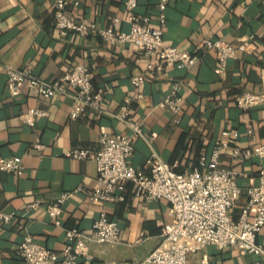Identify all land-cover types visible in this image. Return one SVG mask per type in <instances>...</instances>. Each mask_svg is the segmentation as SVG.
I'll list each match as a JSON object with an SVG mask.
<instances>
[{"label": "crops", "instance_id": "obj_1", "mask_svg": "<svg viewBox=\"0 0 264 264\" xmlns=\"http://www.w3.org/2000/svg\"><path fill=\"white\" fill-rule=\"evenodd\" d=\"M159 2L138 0L134 12L158 27ZM67 13L98 29L108 27L113 18L120 19L121 31L129 28L124 0H69ZM164 13L165 45L192 53L202 40H219L233 45L235 56L221 69L217 50L211 48L190 68L165 67L149 76L147 63L155 55H146L132 43L111 44L95 31L59 33L53 0H0V157L22 156L24 164L18 176L0 172V211L14 215L9 223L0 221V264H25L15 249L26 234L60 251L66 241L64 228L89 233L101 213L117 222L121 240L114 245L89 242V257L76 264L139 263L162 244V224L170 219L167 200L134 196L130 182H124V201L96 205L89 201L86 193L97 185L95 162L70 159L66 151L85 148L95 154L102 133L128 135L129 130L113 116L98 117L88 110L71 120L73 100L67 95L41 98L26 85L20 93L11 94L6 85L8 67L30 66L37 77L52 81L82 63L90 71L92 89L102 91V109L110 113L118 112L125 97L140 94L133 102L134 118L143 121L142 132L151 142L132 139L133 154L128 159L132 166L145 167L153 150L181 172L196 167L200 155L209 157L215 142L226 143L217 164L236 172L239 192L229 214L239 218L247 202L246 189L257 185L264 171V158L241 162L232 158L235 148L264 145V103L245 111L235 104L237 95L246 90L264 92V4L259 0H167ZM138 77L142 81L135 83ZM178 82L183 105L175 124L174 115L159 103ZM30 108L43 113L34 125L21 118ZM79 187L84 191L74 192ZM65 191L72 193L62 203L56 226L47 206ZM256 241L264 247V227ZM203 258L214 264L260 260L254 253L206 245L188 251L185 264H201Z\"/></svg>", "mask_w": 264, "mask_h": 264}, {"label": "built area", "instance_id": "obj_2", "mask_svg": "<svg viewBox=\"0 0 264 264\" xmlns=\"http://www.w3.org/2000/svg\"><path fill=\"white\" fill-rule=\"evenodd\" d=\"M167 0L159 2L158 27L149 24L147 16L140 17L134 12L138 0H124L125 19L129 23L127 31L119 28L120 19L113 18L108 27L98 29L91 23L79 22L75 15L67 13L69 0H53L54 26L62 35L98 32L102 39L111 44L132 43L146 55H155L148 61L149 76L160 74L165 67L190 68L199 56L215 48L219 68H225L227 60L235 56V48L229 43L219 40H202L195 45L192 53L167 46L163 39V25L166 20L164 13ZM264 4V0H259ZM6 85L11 94H18L22 86L35 90L41 98L50 99L67 95L73 100L69 117L77 120L85 111L95 116L107 115L115 117L130 133H102L99 137L98 151L93 154L85 148L68 149L65 153L70 159L92 158L97 167L96 187L87 192L86 196L93 204L124 201V182L133 184V194L145 200H167L170 219L162 224L163 242L153 249L139 263L124 262L123 264H185L188 251L198 250L206 245L218 249H236L241 254L254 253L260 257L256 264H264V247L257 243L256 237L264 227V171H260L258 184L246 189L247 202L241 209L240 216L234 220L229 211L235 205L239 187L235 180L236 172L218 167V158L226 146L224 142H215L209 157L200 155L197 166L177 172L174 165H169L152 150L146 160L145 167L138 168L128 164L133 154L132 139L140 137L150 145V138L142 132L143 121L134 118L133 102L140 99V94L124 98L118 112H107L102 109V91H94L90 83V71L82 63H76L59 79L48 81L37 77L32 67L6 69ZM138 77L135 83H140ZM179 82L174 83L169 92L162 97L160 107L166 108L173 115V122L178 124L182 111L183 97L178 94ZM264 92L244 91L235 98L236 106L246 109L263 105ZM43 113L30 108L21 115L24 122L34 125L37 117ZM251 134L252 130L248 129ZM39 147V145H35ZM250 157L264 158V145L240 150L235 148L232 158L241 162ZM22 156L12 155L0 157V172L18 176L24 170ZM84 191L79 187L76 191ZM72 192L65 191L47 206V214L56 226L60 225L59 216L65 198ZM39 203H33L30 208ZM13 213L0 211V221L9 223ZM65 244L56 252L37 243L30 234L24 235L17 245L15 254L25 264H76L80 258H88L89 242L114 245L120 242L121 234L117 222L110 220L101 213L93 222L91 231L85 233L76 227L64 228ZM201 264H214L207 258Z\"/></svg>", "mask_w": 264, "mask_h": 264}]
</instances>
